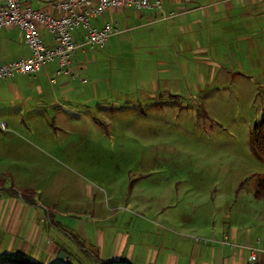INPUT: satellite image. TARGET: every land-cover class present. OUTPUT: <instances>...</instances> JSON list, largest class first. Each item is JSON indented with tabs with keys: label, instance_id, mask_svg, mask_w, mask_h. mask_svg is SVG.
<instances>
[{
	"label": "crops",
	"instance_id": "obj_1",
	"mask_svg": "<svg viewBox=\"0 0 264 264\" xmlns=\"http://www.w3.org/2000/svg\"><path fill=\"white\" fill-rule=\"evenodd\" d=\"M57 1L22 0L23 6L51 15L59 14ZM150 1L159 2L165 12L172 11L177 16L161 21L157 20L160 12L155 8L139 11L112 8L103 16L90 19L93 27L111 23L123 32L109 37L102 49H96L99 50L97 55L100 53L103 58L119 59L124 66L138 67L127 79H118V84L134 83L140 89L137 94L168 91L172 95L175 87L170 83L175 80L180 92L175 96H180L183 91L188 92V85L182 86L183 81L198 80L209 84L210 88L219 74L228 78L234 73L238 76L252 73L250 81L256 80L255 73L264 74V0ZM81 34V30L76 31V41L81 40ZM41 36L49 42L46 31L41 30ZM94 50L88 47L77 50L72 61L75 77L56 76V64L50 63L36 75H19L1 81L0 122H4L7 129L3 132L12 133L14 125L19 124L33 135L38 126L43 131L49 126L60 129L74 122H88L79 101L93 92L92 86L84 87L79 57L90 51L88 55L92 58ZM29 55L18 28L7 27L0 31V64ZM164 78L169 80H166L169 85L163 87ZM98 80L100 78L95 77L93 83ZM19 147L18 141H0V170H3L0 172V264H82V258L86 263L90 259L99 264L61 229L77 236L87 251L107 264H264V198H255V185H251L252 192L243 189L238 192L239 187H236L233 195L236 202L238 195L245 192V200L250 203L249 213L238 216L245 217L244 223L212 224L208 229L211 245L194 246L166 228L161 232L151 230L148 224L152 220L148 218H139L140 226L133 232L132 221L113 218L110 210L99 213L95 207L75 205L70 198L68 207H61L50 194L44 197L40 184L31 185L34 177H44V173L33 166L32 171L28 167L21 173L22 179L30 178L32 187L26 186L27 182H21L17 175L4 174L17 160ZM28 187L35 190L33 205L21 197V191L30 190ZM83 192L87 199L94 196L90 186H85ZM223 218L230 219L227 212ZM60 252L67 257L60 259ZM251 253L254 261L250 260Z\"/></svg>",
	"mask_w": 264,
	"mask_h": 264
},
{
	"label": "rangeland",
	"instance_id": "obj_2",
	"mask_svg": "<svg viewBox=\"0 0 264 264\" xmlns=\"http://www.w3.org/2000/svg\"><path fill=\"white\" fill-rule=\"evenodd\" d=\"M99 50L92 58L90 51L79 57L84 87L92 86L93 92L79 101L88 122L43 131L38 126L33 135L19 124L12 133L0 130V141H18L20 146L17 160L4 174L17 175L26 186L40 184L44 197L50 194L61 207L73 199L75 205L95 207L99 213L110 210L113 218L132 221L133 232L139 218H148L151 230L166 228L194 246L211 245L212 224L244 223L245 217L238 216L249 213L250 203L245 192L236 202L233 195L236 187L252 192L251 185L264 178V160L250 148L251 130L264 118V74L255 73L252 81V73H234L229 81L219 74L210 88L198 80L183 81L188 92L180 96H175L180 92L173 80L175 94L142 95L134 83L122 82L121 87L117 81L138 67L103 58ZM95 77L100 80L93 83ZM166 80L163 87L169 85ZM31 166L44 177H34L30 185L21 173L28 167L32 171ZM85 186L93 189L92 199L84 197Z\"/></svg>",
	"mask_w": 264,
	"mask_h": 264
},
{
	"label": "built area",
	"instance_id": "obj_3",
	"mask_svg": "<svg viewBox=\"0 0 264 264\" xmlns=\"http://www.w3.org/2000/svg\"><path fill=\"white\" fill-rule=\"evenodd\" d=\"M56 7L59 14L51 15L23 6L22 0H0V31L7 27L18 28L30 52L28 57L0 64V82L19 75H36L50 63L56 64V76L75 77L72 61L77 50L82 47L102 48L109 37L123 33L111 23L100 28L90 24V19L103 16L109 9L133 8L139 11L155 8L160 12L157 20L161 21L177 16L175 12H165L159 2L150 0H59ZM41 30L48 34V43L43 40ZM78 30L82 31L80 41L75 39ZM0 130H7L4 122H0ZM250 260H255L253 253Z\"/></svg>",
	"mask_w": 264,
	"mask_h": 264
},
{
	"label": "trees",
	"instance_id": "obj_4",
	"mask_svg": "<svg viewBox=\"0 0 264 264\" xmlns=\"http://www.w3.org/2000/svg\"><path fill=\"white\" fill-rule=\"evenodd\" d=\"M250 148L253 153V155L258 158L259 160H264V118H262L260 121L254 124L252 130H251V136H250ZM255 198L262 199L264 198V178L260 179L259 182L256 185V190L254 194ZM21 197L23 201H25L27 204L33 205L35 203L33 199V192L32 191H21ZM53 226L61 229L60 226L55 225L53 223ZM65 234L70 238V240L85 254L90 255L92 258H94L99 264H107L105 261L98 259L94 254L87 251L83 245V243L78 239L77 236L73 235L72 233L66 231L65 229H61Z\"/></svg>",
	"mask_w": 264,
	"mask_h": 264
},
{
	"label": "water",
	"instance_id": "obj_5",
	"mask_svg": "<svg viewBox=\"0 0 264 264\" xmlns=\"http://www.w3.org/2000/svg\"><path fill=\"white\" fill-rule=\"evenodd\" d=\"M65 257H67V255H66L64 252H60V253H59V258H60V259H63V258H65Z\"/></svg>",
	"mask_w": 264,
	"mask_h": 264
}]
</instances>
